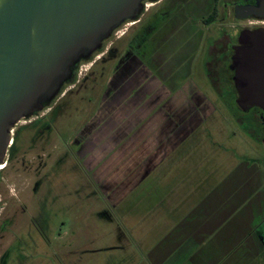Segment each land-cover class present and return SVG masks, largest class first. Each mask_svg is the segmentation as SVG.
<instances>
[{"label":"rangeland","instance_id":"rangeland-1","mask_svg":"<svg viewBox=\"0 0 264 264\" xmlns=\"http://www.w3.org/2000/svg\"><path fill=\"white\" fill-rule=\"evenodd\" d=\"M131 23L126 22L118 28L107 40V46L117 41V35L128 31ZM102 54L99 51L94 57L82 61L78 79L88 75L87 80L76 87L66 84L56 100L60 104L52 116L51 141L45 150L46 156L49 152L51 154L46 172L52 177L49 183L44 181V184L51 187L44 186L43 193L40 191L29 206L30 215L39 212L41 215L42 212L49 214L52 249H45L47 247L39 242L36 251H26L19 258L20 264H264V244L254 231L259 227L257 232L264 235V199L260 192L254 195L250 187L240 186L243 172L240 167H246L244 158L257 159L264 149L242 130L239 131L224 103L214 92H209L207 99L202 98L201 103L213 104L216 110L201 127L199 145L192 147L189 159L160 157L155 160L159 166L162 164V168H169L166 174L165 171L161 174L160 170L154 172L155 178L162 179L161 183L150 176L141 182L136 191L128 194L130 185L142 175L147 162L143 153L149 149L145 142H150L149 137L158 134L157 126L132 127L127 130V136L118 141L111 138L114 133L108 134L110 138L104 137L103 144L96 145V151H90L83 159L78 158V161L69 156L66 166H52L54 160L65 152L66 142L71 137L86 123L103 118L98 103L106 78L110 75L111 64L99 61ZM200 84L208 87L203 75ZM68 91L70 93L63 99ZM235 130L237 134L233 133ZM29 136L30 131L25 129L21 134L22 147L27 144ZM155 146L153 144V155L156 153ZM198 159L200 163L193 169L192 164ZM186 170L194 177L210 175L208 181L211 184L199 191L198 199L202 194L206 197L195 206L198 215L191 211L184 215L187 217L184 219L182 214V218L178 215L177 206L180 205L177 204V196L170 190L180 179H184L179 176ZM15 172L7 174L3 182L22 183L23 188L33 183L31 173L19 175ZM93 184H98L100 190L97 191ZM152 185H156L154 190ZM24 190V199L29 200V190ZM206 190L210 192H204ZM47 193H50L49 197L45 198ZM146 198L152 201L150 204L159 205L150 214L146 212ZM120 200L124 202L120 204ZM190 200H195V197ZM256 201L260 204V215L256 213ZM211 206L217 207L216 216L210 215ZM181 209L179 212H182ZM28 216H20L21 223ZM205 225L207 229H204ZM193 231L198 235L196 242L184 241L185 236L180 238L184 233ZM165 233H170L166 240L162 238ZM31 235L38 240L39 236L33 230ZM24 236L27 237L26 234ZM180 242L186 243L179 248ZM32 246V240L28 241L26 247Z\"/></svg>","mask_w":264,"mask_h":264},{"label":"flooded vegetation","instance_id":"flooded-vegetation-1","mask_svg":"<svg viewBox=\"0 0 264 264\" xmlns=\"http://www.w3.org/2000/svg\"><path fill=\"white\" fill-rule=\"evenodd\" d=\"M245 3V0H146L128 31L117 35V41L110 46L106 40L91 56L102 51L99 61L111 64L98 103L103 118L86 123L71 137L66 142L65 152L52 166H66L69 156L79 161L90 151H96V145L103 144L104 137L110 138L109 135L114 133L111 138L118 141L127 136V130L136 126H157L158 135L166 136L177 155L187 157L192 147L199 145L201 127L216 110L213 104L201 103L209 92H214L224 103L239 131L264 149V111L257 107L245 110L238 105L235 72L231 68L234 46L238 44L242 30L264 27V20L254 16L236 17V6ZM79 67L70 82L74 87L80 86L88 76L78 79ZM202 75L208 87L200 84ZM69 93L66 92L63 99ZM61 95L62 92L43 111L22 119L12 130V141L0 167V264H20L19 258L26 251H36L39 242L47 247L45 249H52L49 214L30 215L29 206L44 186L51 187L44 184L52 177L46 172L51 154L46 156L45 150L51 141L52 116L60 104L56 100ZM25 129L30 131V136L22 147L20 140ZM233 133L237 134V131ZM244 161L246 167L239 166L243 169L240 186L250 187L254 195L260 192L264 199V153L257 159L245 157ZM15 170L19 175L31 173L34 178L33 183L25 187L29 190V200L24 199L22 183L3 182L5 176ZM205 184L206 181L199 179L197 186ZM93 186L100 190L98 184ZM129 190L128 194L133 192V189ZM49 194H44L45 198ZM256 202V213L260 215V204ZM216 209L211 206L210 215L216 216ZM27 214L28 218L21 223L20 216ZM258 228L254 231L264 244V235L257 232ZM32 230L39 236L38 240L31 238ZM30 240L33 246L28 248L26 245ZM181 242L179 248L184 245Z\"/></svg>","mask_w":264,"mask_h":264},{"label":"water","instance_id":"water-1","mask_svg":"<svg viewBox=\"0 0 264 264\" xmlns=\"http://www.w3.org/2000/svg\"><path fill=\"white\" fill-rule=\"evenodd\" d=\"M145 1L0 0V164L13 128L48 107L83 60L139 17ZM245 1L236 17L264 20V0ZM231 68L238 105L264 111V27L242 30Z\"/></svg>","mask_w":264,"mask_h":264},{"label":"crops","instance_id":"crops-1","mask_svg":"<svg viewBox=\"0 0 264 264\" xmlns=\"http://www.w3.org/2000/svg\"><path fill=\"white\" fill-rule=\"evenodd\" d=\"M158 131H159V128H158ZM149 140H150V142L149 141L148 142H145V144L147 143V145H149V147H148L149 149L147 151H145V153H143V155L146 158L147 162L145 164L144 169L141 172L142 175H141L140 179H138L132 185H130L131 187L133 186L132 188L131 187L129 188L130 190L133 189V191H136L138 189L139 185L141 184V182L144 181V179H147L150 176H152L154 179H157V178L154 177V172L156 170H160V173L161 174H162L163 171H165L164 174H166L168 172L169 168H167V167L166 168H162V164L159 166L158 165L159 163L158 162H155L156 159H160V157H161V159L171 158L172 160H177V159H180V158L189 159V155H187V157L186 156L183 157V154L177 155V151L173 150L172 144H171V142L168 141V139L166 138V136L165 137L164 136L161 137V136H159L157 134L155 137L154 136H151V138L149 137ZM153 140H156L155 143L153 142ZM153 144L156 145L155 146V150H156L155 155H153L154 154V152H153V149H154L153 148ZM170 156H172V157H170ZM199 163H200V161L198 159L197 162L196 161L193 162L192 167H194L196 169L198 167ZM207 163H208V165H210L209 162H206V164ZM191 171H194L195 172L196 170H191ZM179 177L180 178H184V179H180L179 178L180 179V182L176 186L173 185L170 191H172V192H174L176 194V196H177L176 199H178L177 200V204L183 207L181 209L180 206H177L178 215L180 216L182 214V217H183L184 215H188L191 211H192V214L195 213L194 212V207L196 206V204H199V201L201 202L206 197L205 194H202V195H200V199H198L199 194H200V192H199L200 189H202V190L206 189V186H209V184H211V183H209V181H208V179H210V175L207 176V175H200L199 174L196 177H194V175H191V172H189V170L188 171L187 170L184 171V174L182 172V174H180ZM200 178H203V179H200ZM199 179L202 182H205L206 181L205 186H197V183H198ZM157 181L161 183L162 182V179L161 180H158L157 179ZM184 181H185V184H184ZM156 185H152V187H151L152 190H154L156 188L155 187ZM163 185L164 184L162 183L161 186H163ZM161 186L159 185V187H161ZM187 186H188V188L186 189L185 187H187ZM157 188H158V186H157ZM214 188L216 190V185H215ZM159 190H160V188H159ZM167 191H169V190H167ZM204 192H210V191L206 190ZM177 193H178V195H177ZM165 194L168 196L167 193H165ZM165 194L162 196V197H164L162 199V207L164 206ZM197 194H198V196H197ZM191 197H193V198L195 197V200H190ZM208 197H210V196H208ZM145 203H146V207H147L146 212H148V214H150V212L155 211L157 209V207H159V205L150 204V203H152V201L147 200V198H146V202ZM179 208L182 210V212H179ZM186 218L187 217L184 216V219H186ZM207 228H208V226H206V228L204 227V229H207ZM191 229L193 230L194 229V226ZM167 232H168V230H167ZM186 233H188V232H186ZM186 233H184L183 236H180V238H183L185 236L183 238L184 241L191 240V241L196 242L198 240V235H197V233L194 234V231H193V233H190V234H186ZM165 234L162 237L164 240H166L169 237L168 235L170 233L169 234H166V235Z\"/></svg>","mask_w":264,"mask_h":264},{"label":"bare ground","instance_id":"bare-ground-1","mask_svg":"<svg viewBox=\"0 0 264 264\" xmlns=\"http://www.w3.org/2000/svg\"><path fill=\"white\" fill-rule=\"evenodd\" d=\"M0 167H2V164H1V166Z\"/></svg>","mask_w":264,"mask_h":264}]
</instances>
